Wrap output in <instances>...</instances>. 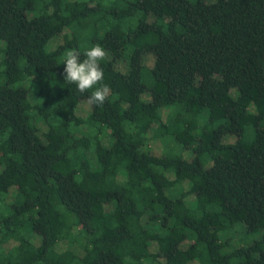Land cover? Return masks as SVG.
<instances>
[{
    "label": "trees",
    "instance_id": "16d2710c",
    "mask_svg": "<svg viewBox=\"0 0 264 264\" xmlns=\"http://www.w3.org/2000/svg\"><path fill=\"white\" fill-rule=\"evenodd\" d=\"M97 44L102 106L63 75ZM0 264H264V0H0Z\"/></svg>",
    "mask_w": 264,
    "mask_h": 264
},
{
    "label": "clouds",
    "instance_id": "9594fccd",
    "mask_svg": "<svg viewBox=\"0 0 264 264\" xmlns=\"http://www.w3.org/2000/svg\"><path fill=\"white\" fill-rule=\"evenodd\" d=\"M83 55L85 58L81 59V53L76 49L66 52L63 62L65 65L64 80L66 83L75 84L81 93L94 89L87 98L88 103L102 106L110 94L109 87L106 84H101L104 71L100 66V61L105 59L106 50L97 44L86 50Z\"/></svg>",
    "mask_w": 264,
    "mask_h": 264
},
{
    "label": "rangeland",
    "instance_id": "374dc122",
    "mask_svg": "<svg viewBox=\"0 0 264 264\" xmlns=\"http://www.w3.org/2000/svg\"><path fill=\"white\" fill-rule=\"evenodd\" d=\"M131 19L133 20V22H136L137 16L131 17ZM153 19L152 16L149 15L148 20L151 21ZM63 38L62 36L56 35L54 36L50 42H49V49L51 48H55L57 45H59L62 42ZM122 62V61H121ZM121 62H118V66H123V64H121ZM154 62V57L152 53H146L144 55V64L146 65L147 68H151ZM31 80H27L26 81V86L28 87V89H30V93H29V97L30 99L33 98V93H32V89L30 88L31 86ZM89 108V104L87 103V101H82L79 103L78 105V113L80 115H85L87 113V110ZM172 112L171 109L165 108L161 110V115L163 117V119H166L168 117V114H170ZM152 139V137H151ZM106 143L108 142L107 138H105ZM104 141V142H105ZM149 147H151V151L158 153V151H160V154H165L168 152H181L184 158H191L192 154H190V152L186 149H182V147L180 145H178L177 143H175L172 139H165V140H159V139H155V140H151L149 141ZM157 148V149H156ZM158 150V151H157ZM119 180L122 181L123 178L125 177L124 172H121L119 174ZM184 191H188L189 186L187 183H182V187H181ZM169 193H174L171 189L168 190ZM185 199L188 202H192L193 201V194H187V196L185 197ZM244 229L241 226L236 227L235 229L229 230V231H225L223 233H221L220 237L222 240H227L228 243L233 246V247H237V246H241L242 244H244V242H250V241H254V240H258L260 238V234L256 233V234H252L250 236L245 237V233L243 232ZM67 244V242H66ZM59 246L63 249H65V247H69V245L67 244L65 246L64 243H60ZM70 248H74V246L70 245ZM76 250H78L75 247ZM79 253L81 254L80 250Z\"/></svg>",
    "mask_w": 264,
    "mask_h": 264
}]
</instances>
